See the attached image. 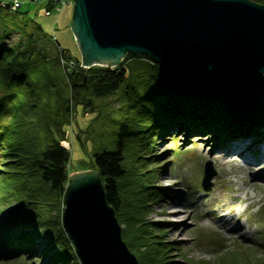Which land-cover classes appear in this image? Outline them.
Instances as JSON below:
<instances>
[{"label":"trees","instance_id":"1","mask_svg":"<svg viewBox=\"0 0 264 264\" xmlns=\"http://www.w3.org/2000/svg\"><path fill=\"white\" fill-rule=\"evenodd\" d=\"M18 1L21 5L12 9V0H0V207L8 205V215L0 219V261H4L0 264L15 261L28 264L25 253L31 254L38 241L44 243L42 253L48 250L42 264H60V259L72 258L74 249L60 228V221L59 230L51 234L53 239L57 236L56 242H48L49 237L38 230L43 221L41 214L48 217L43 222L51 223L52 215L62 210L70 158L61 145L67 132L64 126L70 122L71 109L79 105L91 107L94 98L112 96L121 85L124 97L134 99V103L130 102L126 116L118 122L113 146H102L93 152L92 168L98 170L108 204L114 208L119 222L127 223L133 230L129 232L133 238H125L129 246L135 237L137 246L151 247L150 255H157L153 259L143 252L144 264H166L167 252L163 248L169 249L170 244L148 230L150 222L140 215V209L136 212L133 187L124 180L127 149L131 147L141 154L146 151L150 134L158 133L154 129L162 132L171 124V127L179 125L178 128L189 125L194 133L210 132L218 136L220 143L227 140L226 133L237 138L251 131L253 136L264 138V75L249 84L239 83L212 72H188L130 52L113 68L94 64L83 69L76 56L71 55L77 54L75 43L73 52L62 46L33 19L30 8H22L23 2ZM252 1L264 4V0ZM60 5L58 1L46 0L44 12L47 15L56 12ZM34 22L37 26L29 31L28 26ZM12 33L17 39L9 45L6 39ZM35 34L54 47L56 54L50 56L35 50ZM136 57L144 61L135 62L132 58ZM57 78L62 79V88L56 86ZM138 155L136 158L141 159ZM137 180L148 201L167 195L144 183L142 178ZM56 223L58 220L50 225ZM124 227L122 232L127 235L128 228ZM259 232L264 250V219ZM53 247L60 248V252ZM236 253L241 254L236 258L230 255V262L223 260L221 264H264V256L250 262L245 251ZM242 255L244 262L239 258ZM168 264L211 263L186 257L184 263Z\"/></svg>","mask_w":264,"mask_h":264},{"label":"rangeland","instance_id":"2","mask_svg":"<svg viewBox=\"0 0 264 264\" xmlns=\"http://www.w3.org/2000/svg\"><path fill=\"white\" fill-rule=\"evenodd\" d=\"M21 1L24 4L22 8H30L33 19L42 24L46 32L54 35L62 46H66L72 52L77 48H74L73 43L75 41L74 37H71L67 25L68 21L63 22L62 19L66 9L70 10L72 14L73 0H64L57 11H53L49 15L44 12L46 0ZM27 2H30L29 6ZM31 24L28 26L29 31H33V27L37 26L35 22ZM65 32H68L69 36H65ZM37 36L38 34H35V50H42L50 56L56 54L54 47L51 48L41 36ZM16 39V34H9L6 43L11 45ZM71 55H75L78 60L80 58L78 51L77 54L75 52ZM132 59L135 62L143 60L137 57ZM124 60L123 57L119 64ZM109 67L113 68L114 66ZM85 69L87 68L85 67ZM204 73L208 72L199 74ZM56 86L63 87L61 78H57ZM65 90V93H69L67 89ZM130 102L134 103V99L124 97L123 86L121 85L112 96L94 98L91 107L79 105L70 110V122L65 123L64 126L68 131L67 134L65 133V139L70 145L69 148L66 147L70 154L69 166H67L69 173L77 170L95 169L92 168L91 163L93 152L101 149L102 146L106 148L113 146L115 134L118 130V122L126 116ZM171 125L164 127L162 132L157 127L154 129L158 133L152 132L150 134V142L148 141L146 151L139 154L141 159L136 158L138 153L131 147L127 149V168L126 178L124 179L126 183L131 184V188L133 187L136 212L140 209V215L143 216L146 222H150L148 230H152L151 232L160 236L161 240L163 239L162 241L170 244L169 249L163 248L167 252L166 264L169 261L184 263L186 257L196 262L209 261L211 264H221L223 260H229L230 255H234L236 258L238 254H241L236 253L238 250L245 251L250 257V262L261 260L264 256V250L261 247L259 230L262 219H264V179H260L254 185H248L244 177L250 162L242 157H238L236 161L229 160L230 157L228 158L226 156L227 152H225L227 149L218 144L215 134L212 135L210 132L205 134L194 133L190 131L189 125H182L179 128V125L176 127H171ZM177 129L181 130L176 134ZM259 131H262V127L259 128ZM259 141L264 143V138L250 137L249 142L252 145L248 146V149L252 154H256ZM217 153L220 154V158L215 156ZM207 159L212 161L216 174L212 178L213 186L211 190L203 191L200 182L203 175V165ZM136 167L139 168V171ZM261 167V169H264V163ZM133 170L137 171L133 172ZM137 178H142L144 183L151 185L158 192L165 191L167 195L157 201H148L146 191H140ZM147 191L150 192L151 190ZM173 207L185 211L183 224L180 221L181 219L168 221L169 218L163 216L164 212ZM7 209L8 205L6 203L0 207V219L6 218L8 215ZM55 214H58V217ZM41 216L43 221L48 218L47 215L41 214ZM52 216L54 221L51 223L41 221V227H38V230H41L44 236L49 237L48 242L50 240L56 242L57 240V236L53 239L51 234L54 235L59 230L61 211H57ZM231 217L236 218V221H228ZM222 219L229 222L225 228L220 225ZM57 220L58 223L54 225L55 227H52L50 224H54ZM118 223L121 226V237L126 245L128 244L129 250H132L131 252L136 256L137 264H140L139 260L141 264H144L142 253L144 252L145 257H147L150 255L152 248L142 245L137 246L138 241L135 237L131 241L132 246L130 247L126 239H131L132 235L129 232L133 230L129 228L130 226L127 223L122 225L119 220ZM123 227L128 228L127 235L122 232ZM239 227V233L235 234L234 230ZM38 242V247L34 248L31 254L25 253L28 256V264H42L41 261L47 257L48 250H43L44 253L41 252L42 249H45L44 243ZM151 246L156 248V246ZM53 248L55 251L60 252V248ZM73 256L72 258L68 256L65 259H60V264H80L75 252ZM150 257L155 259L157 255H150ZM239 258H241V262L245 261V256L242 255ZM7 264L25 263L15 261Z\"/></svg>","mask_w":264,"mask_h":264},{"label":"water","instance_id":"3","mask_svg":"<svg viewBox=\"0 0 264 264\" xmlns=\"http://www.w3.org/2000/svg\"><path fill=\"white\" fill-rule=\"evenodd\" d=\"M69 29L84 69L130 52L239 83L264 75V4L252 0H73ZM215 174L206 160L202 190ZM62 203L60 225L80 264H137L98 170L69 173Z\"/></svg>","mask_w":264,"mask_h":264},{"label":"bare ground","instance_id":"4","mask_svg":"<svg viewBox=\"0 0 264 264\" xmlns=\"http://www.w3.org/2000/svg\"><path fill=\"white\" fill-rule=\"evenodd\" d=\"M99 65H107L105 63H96ZM181 129L176 130V134L180 132ZM184 130V129H183ZM226 133V132H221ZM220 134V133H219ZM227 140L224 143H220L218 141V144L221 145L222 148H226L227 152L226 156L229 158V160H238V157L244 158L246 161L250 162V165L246 168V176L244 177V180L248 185H254L256 184L260 179H264V169H261L262 164L264 163V143H261L262 141H259L257 143L259 145V148L256 151V154H252L251 151L248 149V146H251V142H249L250 137H254L252 135V132L245 133L244 136L233 138L230 134L226 133ZM218 139V136H217ZM249 142V143H248ZM216 143V142H215ZM256 143V142H255ZM229 146V147H228ZM218 149V148H217ZM216 149V150H217ZM219 152V151H218ZM216 157L220 158V154H215ZM262 158V159H261ZM226 159V158H225ZM261 159V162L259 161ZM69 166V164H68ZM163 216L168 217V221H174V219H181L180 221L182 224L184 223L183 217L185 216V211L179 210L177 207H173L170 210L163 213ZM222 216V215H221ZM228 221L235 222L236 218L231 217ZM228 221L221 220L220 225L222 227L228 226ZM240 227L237 230H234L235 234L239 233Z\"/></svg>","mask_w":264,"mask_h":264},{"label":"crops","instance_id":"5","mask_svg":"<svg viewBox=\"0 0 264 264\" xmlns=\"http://www.w3.org/2000/svg\"><path fill=\"white\" fill-rule=\"evenodd\" d=\"M71 17H72V14H71L70 10L66 9L64 11V13H63V18L62 19H63V22L68 21V24H67L68 25V28H69V23H70ZM62 25L64 26L63 23H62ZM64 34H65V36H69V33L68 32H65ZM70 34H71V37H73L71 31H70Z\"/></svg>","mask_w":264,"mask_h":264},{"label":"built area","instance_id":"6","mask_svg":"<svg viewBox=\"0 0 264 264\" xmlns=\"http://www.w3.org/2000/svg\"><path fill=\"white\" fill-rule=\"evenodd\" d=\"M54 1H58L60 4H62L64 2V0H54ZM1 4H5V3H1ZM20 4V2L18 0H12L11 2V8L12 9H15L16 7H18ZM61 144L64 146V147H67V143L62 141Z\"/></svg>","mask_w":264,"mask_h":264}]
</instances>
